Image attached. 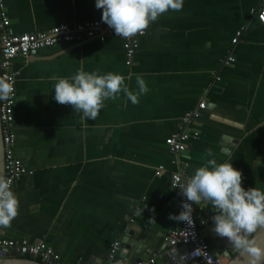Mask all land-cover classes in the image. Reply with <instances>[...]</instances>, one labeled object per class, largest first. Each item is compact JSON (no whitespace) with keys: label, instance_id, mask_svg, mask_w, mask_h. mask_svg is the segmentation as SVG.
<instances>
[{"label":"crops","instance_id":"obj_1","mask_svg":"<svg viewBox=\"0 0 264 264\" xmlns=\"http://www.w3.org/2000/svg\"><path fill=\"white\" fill-rule=\"evenodd\" d=\"M2 2L16 34L101 19L102 13L95 0ZM259 2L183 0L181 11L169 10L149 25L131 66L115 34L17 58L14 152L29 172L14 184L18 215L1 228L2 236L43 241L60 262L103 264L125 234L153 253L165 247L163 236L179 225L168 218L179 213L173 171L181 169L187 179L208 159L227 160L241 171L245 189L264 191V28L254 14ZM229 55L234 61L222 63ZM78 69L121 74L133 91L139 75L148 90L137 104L120 93L105 100L95 120H82V113L53 98V77L71 78ZM201 100L206 108L190 123L197 135L177 156L179 168L165 139ZM223 136L232 147L228 154L220 146ZM209 148L213 157L206 155ZM211 208H194L197 221L213 215Z\"/></svg>","mask_w":264,"mask_h":264},{"label":"clouds","instance_id":"obj_2","mask_svg":"<svg viewBox=\"0 0 264 264\" xmlns=\"http://www.w3.org/2000/svg\"><path fill=\"white\" fill-rule=\"evenodd\" d=\"M101 9V20L114 30L115 36L130 39L143 35L151 22L171 11H181L183 0H95ZM53 98L60 105H70L82 113V120H95L104 107L105 100H115L123 93L133 104L147 92L144 79L137 75V91L130 90L125 77L118 73L86 72L78 69L68 77H53ZM14 93L13 82L0 78V101H7ZM213 157L212 149L206 150ZM173 188L183 197L178 214L169 213L175 222L192 224L193 204L211 203L213 215L211 231L226 240L241 254H247L251 264L264 259L261 248L253 234L264 229V191L242 186V173L229 161L218 163L208 159L197 167L185 182L179 180ZM19 199L12 190V180L0 175V228L11 226L18 215Z\"/></svg>","mask_w":264,"mask_h":264},{"label":"built area","instance_id":"obj_3","mask_svg":"<svg viewBox=\"0 0 264 264\" xmlns=\"http://www.w3.org/2000/svg\"><path fill=\"white\" fill-rule=\"evenodd\" d=\"M258 22L264 28V0H260L258 7L254 10ZM152 23V22H151ZM150 23V24H151ZM243 28H240L232 42L235 43L241 35ZM147 30L143 35H145ZM114 35V30L105 24L101 19H95L70 25L68 23H58L48 29L25 32L16 34L12 31L10 20L6 14V9L0 0V78L13 82L14 93L7 101H0V127H1V141L4 154V177L12 180V189L18 178L29 172L21 163L20 159L14 152L15 131H14V116L13 106L16 96L15 82L16 72L14 70V63L17 58L27 60L36 56L41 50L52 48L58 44H79L90 39L103 40L105 37ZM143 35L137 34L130 39L122 38V45L125 54V64L131 66L134 55L137 52L140 37ZM234 61V57L228 56L221 59V62L228 64ZM219 79L218 76H215ZM206 108V102L201 100L194 108L186 112L180 119V128L175 133L171 134L165 139V145L170 153L176 159L174 163L181 167L183 162L177 159V156L183 154L187 150V140L190 136H196L197 132L190 126V123L200 115V111ZM162 168L156 171L160 173ZM185 182L183 172L181 169L171 172L170 183L175 185L177 181ZM173 188V187H172ZM178 193L177 206L181 210V201L184 199L179 195V189L173 188ZM211 217V216H210ZM210 217L207 220L200 222L196 219L195 209L193 207L192 224L179 222L177 228L167 232L163 238L162 243L167 248H177L188 246L187 253L183 256L187 258L192 264H224L220 257L214 258L210 252L207 242L200 234L199 224L205 226L209 223ZM120 245V241H115L108 252L107 258L103 264H111ZM15 251L21 257L28 256L31 259L39 258L42 263H56L68 264L60 262L57 255H55L43 241L36 244H31L26 240H13L4 238L0 228V258L5 254ZM159 256L155 253L144 259L142 262L136 264H160L158 262ZM131 264V263H125Z\"/></svg>","mask_w":264,"mask_h":264},{"label":"water","instance_id":"obj_4","mask_svg":"<svg viewBox=\"0 0 264 264\" xmlns=\"http://www.w3.org/2000/svg\"><path fill=\"white\" fill-rule=\"evenodd\" d=\"M15 65V64H14ZM220 146L226 148L225 151L227 154L232 149L227 142V138L223 136ZM3 146L1 141V127H0V175L4 176L3 168ZM194 208L197 209L198 206L193 204ZM212 227V221L203 228L200 229V234L207 242L210 252L214 258L220 257L224 264H251V260L248 255L241 254L233 248V246L228 243L226 240L221 239L217 236H211L210 230ZM257 244L264 248V229L259 230L257 233L253 234ZM129 235L123 236L120 239V245L117 251L114 254L111 264H122L128 253L130 256L128 258V263L136 264L142 262L144 259L148 258L153 254L152 251H148L144 245L136 244L135 240L129 239ZM133 248L132 252H129ZM189 247L182 246L177 248H167L162 247L159 252H154L161 259L162 264H192L187 258L183 257ZM0 264H56V263H42L34 259H26L21 257L19 253L11 251L10 253L5 254L4 257L0 258ZM259 264H264V259H262Z\"/></svg>","mask_w":264,"mask_h":264},{"label":"trees","instance_id":"obj_5","mask_svg":"<svg viewBox=\"0 0 264 264\" xmlns=\"http://www.w3.org/2000/svg\"><path fill=\"white\" fill-rule=\"evenodd\" d=\"M23 258H26V259H31L30 257H28V256H23ZM36 261H38V262H41V260L39 259V258H37V259H35Z\"/></svg>","mask_w":264,"mask_h":264}]
</instances>
